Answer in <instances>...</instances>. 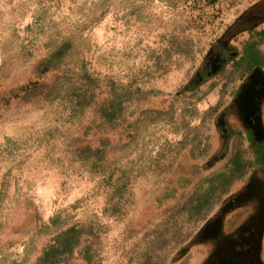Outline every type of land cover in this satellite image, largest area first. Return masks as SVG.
<instances>
[{
	"label": "rangeland",
	"instance_id": "rangeland-1",
	"mask_svg": "<svg viewBox=\"0 0 264 264\" xmlns=\"http://www.w3.org/2000/svg\"><path fill=\"white\" fill-rule=\"evenodd\" d=\"M263 8L0 0V264H38L73 225L87 236L63 264H206L213 229L253 212L230 201L264 174L232 163L255 156L230 133L246 128L234 105L245 61L209 65L257 45L239 31ZM261 248L264 264V229Z\"/></svg>",
	"mask_w": 264,
	"mask_h": 264
},
{
	"label": "flooded vegetation",
	"instance_id": "flooded-vegetation-1",
	"mask_svg": "<svg viewBox=\"0 0 264 264\" xmlns=\"http://www.w3.org/2000/svg\"><path fill=\"white\" fill-rule=\"evenodd\" d=\"M252 13L249 19H252L251 23L255 25L252 28L243 26L239 33L250 31L256 33L255 40L253 37L254 42L257 41L255 42L257 44L254 46L255 48L245 46L242 53L236 50H228L225 55L222 52H217L216 65L214 64L213 67L210 63L209 66L213 69V74L218 75L224 70L227 64H234L235 61L238 63L239 61H245V72L243 75L246 77L243 80L247 79L246 81L248 82L244 83L242 92H245V90L246 92L243 96L240 95L236 99L234 105L246 128H234L233 130L231 128L230 133L245 136L248 144L252 145L255 155L253 160L259 166L258 171L264 172V139L259 140L257 138L256 129L253 126L254 123L255 125L257 123L255 117L264 115V109L261 108L260 113L256 106L258 101L256 98L259 95H263V97H259L264 102V74L260 72V70L264 69V57L261 55L263 53L262 47H264V36L260 34L261 31H264V8L262 10L255 9ZM259 28L263 29L259 30ZM232 36V38L237 37L238 33ZM228 45V42H226V48ZM250 49H254L255 54L250 53ZM256 93L258 96L255 98ZM253 169L256 171L255 167ZM253 180L243 196L240 199L237 198L235 201H230V205L227 206L231 212L232 210L234 211L243 207L247 211L253 210V212L246 216L247 218L245 217L246 220L242 224L238 223L236 225V223H233L231 226L234 227L231 230L229 229L230 231L225 230V225H223L222 229L216 228L218 226L213 229V235L215 236L213 237L214 252L206 264H262L261 243L264 229V174ZM240 201L245 202V205H241L239 203Z\"/></svg>",
	"mask_w": 264,
	"mask_h": 264
},
{
	"label": "trees",
	"instance_id": "trees-1",
	"mask_svg": "<svg viewBox=\"0 0 264 264\" xmlns=\"http://www.w3.org/2000/svg\"><path fill=\"white\" fill-rule=\"evenodd\" d=\"M262 32V33H261ZM260 34L264 36V31ZM233 165L235 164L237 169L252 166L254 168V160L244 163L241 158L235 156L232 159ZM56 218L53 219V223ZM87 236V231L82 225H73L67 229L60 232L54 239L53 244H51L43 253L42 257L39 259L38 264H63L66 257L73 254L75 248L83 241Z\"/></svg>",
	"mask_w": 264,
	"mask_h": 264
},
{
	"label": "crops",
	"instance_id": "crops-1",
	"mask_svg": "<svg viewBox=\"0 0 264 264\" xmlns=\"http://www.w3.org/2000/svg\"><path fill=\"white\" fill-rule=\"evenodd\" d=\"M260 29H263V28H259V30H260Z\"/></svg>",
	"mask_w": 264,
	"mask_h": 264
},
{
	"label": "water",
	"instance_id": "water-1",
	"mask_svg": "<svg viewBox=\"0 0 264 264\" xmlns=\"http://www.w3.org/2000/svg\"><path fill=\"white\" fill-rule=\"evenodd\" d=\"M221 223V222H220Z\"/></svg>",
	"mask_w": 264,
	"mask_h": 264
}]
</instances>
